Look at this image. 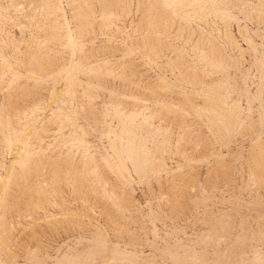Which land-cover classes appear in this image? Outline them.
Instances as JSON below:
<instances>
[{
    "label": "rangeland",
    "instance_id": "obj_1",
    "mask_svg": "<svg viewBox=\"0 0 264 264\" xmlns=\"http://www.w3.org/2000/svg\"><path fill=\"white\" fill-rule=\"evenodd\" d=\"M0 264H264V0H0Z\"/></svg>",
    "mask_w": 264,
    "mask_h": 264
}]
</instances>
